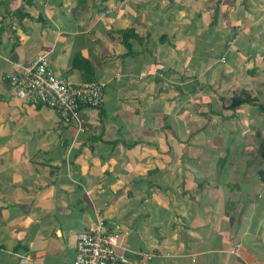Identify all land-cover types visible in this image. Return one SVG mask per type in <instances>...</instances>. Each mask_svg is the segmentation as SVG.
Here are the masks:
<instances>
[{"label": "crops", "instance_id": "crops-1", "mask_svg": "<svg viewBox=\"0 0 264 264\" xmlns=\"http://www.w3.org/2000/svg\"><path fill=\"white\" fill-rule=\"evenodd\" d=\"M41 55L102 106L19 99ZM98 221L126 264H264V0H0V264Z\"/></svg>", "mask_w": 264, "mask_h": 264}, {"label": "built area", "instance_id": "built-area-1", "mask_svg": "<svg viewBox=\"0 0 264 264\" xmlns=\"http://www.w3.org/2000/svg\"><path fill=\"white\" fill-rule=\"evenodd\" d=\"M8 85L21 100L33 106L46 107L59 115L64 123L77 120L78 109L86 106L98 109L104 102L106 84L102 81L72 83L53 74L46 55L34 59L19 73L11 74ZM119 233L103 232V223L82 232L76 241L72 264H126L127 258L119 244ZM240 245H237L238 248ZM152 256L147 255L146 259ZM18 264H34L21 257Z\"/></svg>", "mask_w": 264, "mask_h": 264}]
</instances>
